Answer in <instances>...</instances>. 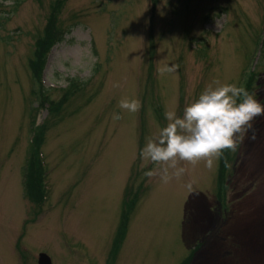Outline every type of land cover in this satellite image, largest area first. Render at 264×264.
<instances>
[{
  "label": "rangeland",
  "instance_id": "obj_1",
  "mask_svg": "<svg viewBox=\"0 0 264 264\" xmlns=\"http://www.w3.org/2000/svg\"><path fill=\"white\" fill-rule=\"evenodd\" d=\"M20 1L0 0V264H37L42 251L53 264H264V114L213 168L178 161L186 172L168 183L140 154L166 111L182 116L209 87L235 83L264 103V0H62L56 26L58 0ZM46 35L48 98L62 102L78 80L54 115L28 66ZM124 97L142 107L114 121ZM45 121L37 209L23 182Z\"/></svg>",
  "mask_w": 264,
  "mask_h": 264
},
{
  "label": "clouds",
  "instance_id": "obj_2",
  "mask_svg": "<svg viewBox=\"0 0 264 264\" xmlns=\"http://www.w3.org/2000/svg\"><path fill=\"white\" fill-rule=\"evenodd\" d=\"M161 75L174 74L178 65H164ZM114 87H120L119 82ZM121 112H114L112 119H122V112L136 113L142 107L138 98H121L118 104ZM264 114V103L257 100L243 86L235 83L218 84L205 89L180 116L175 110L165 112L167 125L160 128L158 136L148 138L141 150L143 160L161 166L160 180L168 183L173 178L180 179L186 172L178 167V161L193 165L203 160L205 166L213 168L223 154V150H235L244 134L251 128L254 117ZM172 171H169V170ZM156 175L155 169L145 172V176ZM191 188V184L186 185Z\"/></svg>",
  "mask_w": 264,
  "mask_h": 264
},
{
  "label": "trees",
  "instance_id": "obj_3",
  "mask_svg": "<svg viewBox=\"0 0 264 264\" xmlns=\"http://www.w3.org/2000/svg\"><path fill=\"white\" fill-rule=\"evenodd\" d=\"M62 0H59L56 2L52 7H51V12H50V18H49V24L52 26H56L57 24V18L58 15L60 14V10L57 8V5L61 3ZM50 43L48 40V36H44L41 38L37 45H36V51L35 52V58L34 62L31 63V70L34 75V89H33V95L36 97L37 101L40 103H46L49 105V111L54 115L58 114V112L61 110L62 105L64 101L66 100V97L62 100V102H54L48 98L46 95L47 91L46 89L42 88V86L39 83V69L40 67H37L38 62L42 60L46 53L48 52L50 48ZM75 86L71 85V88ZM72 93L71 90L67 91L66 94ZM48 98V99H47ZM63 109V108H62ZM44 132L45 128H39L36 133L33 136L30 148H31V157L32 159L29 160L28 166L25 170V176H24V192H25V197L27 200L37 206H41L42 203L44 202V199L47 195V192L45 190V179H44V171L41 165V162L39 160V154H40V149L43 143V138H44ZM225 155V154H224ZM121 225L117 230L116 233V242L114 247L116 248L120 241L124 239V233L126 229V217H123L121 219ZM190 258L185 262V264H188V261Z\"/></svg>",
  "mask_w": 264,
  "mask_h": 264
},
{
  "label": "water",
  "instance_id": "obj_4",
  "mask_svg": "<svg viewBox=\"0 0 264 264\" xmlns=\"http://www.w3.org/2000/svg\"><path fill=\"white\" fill-rule=\"evenodd\" d=\"M39 264H50L49 260L45 256H41L39 260Z\"/></svg>",
  "mask_w": 264,
  "mask_h": 264
}]
</instances>
